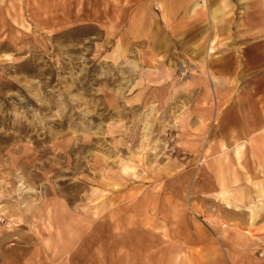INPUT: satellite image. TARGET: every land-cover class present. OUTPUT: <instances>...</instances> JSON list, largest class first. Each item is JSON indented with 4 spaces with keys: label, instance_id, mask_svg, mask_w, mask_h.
<instances>
[{
    "label": "rangeland",
    "instance_id": "374dc122",
    "mask_svg": "<svg viewBox=\"0 0 264 264\" xmlns=\"http://www.w3.org/2000/svg\"><path fill=\"white\" fill-rule=\"evenodd\" d=\"M262 258L264 0H0V264Z\"/></svg>",
    "mask_w": 264,
    "mask_h": 264
},
{
    "label": "crops",
    "instance_id": "0c3cea01",
    "mask_svg": "<svg viewBox=\"0 0 264 264\" xmlns=\"http://www.w3.org/2000/svg\"><path fill=\"white\" fill-rule=\"evenodd\" d=\"M212 79L215 80V81H217V77L215 75H214V77ZM157 81H159V80H157ZM253 262L255 264H264V258L258 259L257 261L254 259Z\"/></svg>",
    "mask_w": 264,
    "mask_h": 264
},
{
    "label": "bare ground",
    "instance_id": "6f19581e",
    "mask_svg": "<svg viewBox=\"0 0 264 264\" xmlns=\"http://www.w3.org/2000/svg\"><path fill=\"white\" fill-rule=\"evenodd\" d=\"M210 77H211V78H213V77H214V75H213L212 73H210Z\"/></svg>",
    "mask_w": 264,
    "mask_h": 264
}]
</instances>
